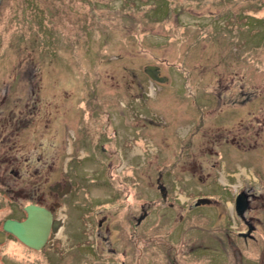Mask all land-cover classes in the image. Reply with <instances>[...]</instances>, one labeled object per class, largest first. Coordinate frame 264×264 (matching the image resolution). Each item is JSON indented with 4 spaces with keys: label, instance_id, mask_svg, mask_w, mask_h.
Returning a JSON list of instances; mask_svg holds the SVG:
<instances>
[{
    "label": "rangeland",
    "instance_id": "rangeland-1",
    "mask_svg": "<svg viewBox=\"0 0 264 264\" xmlns=\"http://www.w3.org/2000/svg\"><path fill=\"white\" fill-rule=\"evenodd\" d=\"M144 66H157L170 80V84L156 85L158 96L152 102L147 99L154 113L151 118L160 124L147 131L153 151L136 143V150L126 152L124 146L112 159L113 169H108L98 146L85 156L87 145H95L92 141L100 126L106 125L107 116L121 114V103L136 95L130 72ZM208 97L209 104L216 100L209 109ZM248 98L251 101L239 107L223 105ZM140 113L134 115L136 124ZM263 116L264 0H0V134L4 131L7 136L6 142H0V164L7 159L15 162L9 171L0 167V179L14 190L15 183L30 188L37 180L40 196L46 198L47 185L63 180L60 175H65L66 168L76 164L83 172L84 213H75L69 205L75 225H66L56 253L64 252L66 241L71 252L56 255L54 264H169L173 260L229 264L231 256L221 248H232L233 243L245 249L244 264L254 263L250 258L258 251L257 243L264 242L263 209L245 214L256 227L246 239L237 234L246 229L231 209L235 187H251L256 194H264ZM203 119L205 131L201 132L215 146L222 133L230 130L240 131L246 143L256 142L257 147L215 149L220 150L215 176L205 185L195 183L194 189L215 198L213 206L198 208L209 213H168L169 203L181 202V187L174 185L164 202L148 180L154 183L159 172H166L163 178L170 183V175L184 169L176 168L172 152L185 142L182 137L187 131L199 134ZM129 127L119 130L132 135L134 127ZM113 129L107 127L111 135ZM83 131L87 145H83ZM151 153L162 155L151 156L150 169L139 168ZM131 161L119 176L118 170ZM16 171L23 183L13 179ZM116 189L120 194L106 205L109 212L96 213ZM11 196L0 184V222L27 204ZM66 200L60 201L59 209L67 207ZM144 203H151L152 213L134 229ZM104 217L101 241L88 227H96ZM97 241L102 243L100 250L89 247L83 255L76 251ZM244 241L251 244L244 246ZM112 250L121 255H113ZM7 253L22 256L16 248L1 247L0 264L3 256L9 257Z\"/></svg>",
    "mask_w": 264,
    "mask_h": 264
},
{
    "label": "flooded vegetation",
    "instance_id": "flooded-vegetation-1",
    "mask_svg": "<svg viewBox=\"0 0 264 264\" xmlns=\"http://www.w3.org/2000/svg\"><path fill=\"white\" fill-rule=\"evenodd\" d=\"M146 67H142L139 72L131 71L130 72V77L133 79L132 81L134 82L133 85L136 86V95L134 94L131 96L132 98L124 100V102L121 103V114H115L114 118H111L110 116H107L106 119V125H101L99 129L100 133L99 135L97 134V139L95 141H92L95 143V145H92V148L88 146V142L85 140L87 137H85V132L83 131V145H87L88 152L86 153L87 155L85 156H90L91 150L95 148V146L99 148L100 153L103 155L101 157H105V163L108 165V169H113V160L117 157V150L121 149L123 150V147L126 149V152H129L130 149L136 150L137 144L144 147L145 151L146 149H149V152H152V146L151 144L148 143L150 137L147 135V131L149 132L150 128H158L160 126L159 123H155L154 120L151 118V115L154 114L152 113V108H151V103L147 100L150 98V101L152 102L157 95L155 87L157 86H164L166 84H170L169 78L165 76V74L158 68V73H157V78L161 79L162 82H157L153 81L148 74L146 73ZM157 85V86H156ZM141 88V89H139ZM160 88V87H158ZM144 89V92H143ZM150 89V92H149ZM140 92V94H139ZM147 97V98H146ZM209 98V97H208ZM153 99V100H151ZM218 99H221V97H218ZM209 100H206L205 106L206 108L209 109L211 106H215L214 100L213 103L209 104ZM231 101V100H230ZM233 101V100H232ZM234 104L231 103H226L224 102L223 105H235L237 107L245 105L251 101L250 98L248 99H242L237 101V99L234 100ZM221 105V104H218ZM204 106V107H205ZM236 107V108H237ZM215 108V107H214ZM213 108V112L215 109ZM141 113L138 115V120L137 122L139 124H136L134 120V115H137L136 113ZM225 111V110H224ZM223 110L219 113V116H221L223 113ZM149 114V115H148ZM122 116V117H119ZM191 118V117H190ZM258 125L260 122H257ZM205 124L206 120L203 119L202 125L199 130V134L197 133H191L186 132L185 135L182 137V140H185L181 145H178L175 147V150L172 152L174 154V164H176V168L178 167H183L184 169L179 170L177 174H174L172 177L170 175L171 182L169 183V178H163V174L166 175V172L158 173V176L154 179V183H152L149 179V187L151 185L155 186V190L158 193V195L161 197L162 201H166L169 195L172 194V192H169L174 185L181 187L178 193L179 199L181 202L177 201L175 204L169 203L167 205L168 213H209V212H202L198 210L200 207H210L215 204L214 200L215 199L213 196H210L209 194H206L204 192H195V183H198V185L203 184L205 185L206 183H203L207 180H211L214 175V171L218 169V161L220 159V154L219 151L224 147V146H231L237 148L239 151H250V150H255L257 147L256 142H253L254 144L250 146L248 143H246L245 136L241 134V132L236 131L232 132L230 130L228 133H222V139L219 142V145L215 146L214 141L209 139L208 136H206L204 132L205 131ZM114 128L112 130V135L109 130H107V127ZM120 126H123V128H127L130 130L133 126L134 127V132L132 133L133 137L130 133L125 132L126 130L122 129L119 130ZM260 126V125H259ZM261 130L264 131V116H263V121L261 122ZM121 132V133H120ZM135 132H140L141 134H135ZM207 132H209L207 130ZM3 134H0V142H6L7 141V136H4V131H2ZM189 133V134H188ZM190 135V136H189ZM221 135V133H219ZM14 133L12 132V135L9 136V138L13 137ZM96 136V135H95ZM138 137V138H137ZM208 137V138H207ZM10 138V139H11ZM139 139V140H138ZM216 141V138H215ZM91 142V141H90ZM127 142V145L125 144ZM137 143V144H136ZM111 144V147L108 146ZM236 146H233L235 145ZM14 146V145H13ZM71 148V152H68L69 155L73 154V149L71 146H68L67 148ZM14 148V147H13ZM129 148V149H128ZM220 149L216 151L215 149ZM10 152H13V149L10 150ZM20 152V149H19ZM84 152V151H83ZM125 152V153H126ZM123 152H121L122 154ZM137 153V152H136ZM140 153V151H139ZM165 153V152H164ZM14 154V152L12 153ZM83 154V153H82ZM89 154V155H88ZM162 155V153H160ZM160 154L155 156L154 153L149 154V157L145 160V163L143 166L139 165V168H144V169H150L152 167V159L151 156H154V159L160 158ZM85 156L83 157V160L85 159ZM218 157V160H213L215 157ZM115 157V158H114ZM139 157V156H138ZM114 158V159H113ZM69 159V160H68ZM66 162L70 161V158H68ZM113 159V160H112ZM17 160V157L16 159ZM40 158H37L36 162ZM58 160V159H57ZM123 160V159H122ZM131 160V158H130ZM158 161H156L157 163ZM15 163V162H14ZM13 161H9V159L3 161L0 164V167L5 166L9 171L8 168H11L12 165L14 164ZM132 164L131 162H128L126 166H124L121 170H118L119 176L123 172V170ZM19 165V163H17ZM179 169V168H178ZM7 171V172H8ZM180 171H183V173H180ZM59 174L60 171L58 172ZM34 174L36 177L38 176V171H35ZM58 174V175H59ZM182 175V176H180ZM63 176V180H58L55 181L49 185H47V196L45 198V195L42 197L40 196V185L37 180H34L31 183L30 188H27L28 186H19L17 183H15V186L17 187V190H14L12 187H10V184L7 180L5 179H0V184L3 187H6V191L10 192L12 195L11 197L15 201H26L27 204L24 206H21V211L19 213H16L15 216L12 217H6L0 222V232L3 233V242L0 243V248L1 247H13L18 250H20V255H22L19 259L16 256L10 257V253H7L9 257L3 256L1 260V264H43V261L45 259V264H54V258L57 255L56 249L59 247V243L62 240V235L66 230V225H70V222L75 225L74 220H71L70 213L72 214V211L69 208V205H72V208L75 210V213H84L83 212V172L80 171V168L76 165L73 164L71 168L67 169L65 171V175H60ZM116 176V179L118 181V177ZM13 179L18 181V179L21 180V183L24 182L23 177L16 171L13 173ZM109 181V179H107ZM222 183H224L223 180H221ZM8 182V183H7ZM119 183L121 180L118 181ZM175 182V183H174ZM108 183V182H107ZM110 185V184H109ZM119 186V185H118ZM11 188L13 190V194L11 193V190L8 189ZM112 188V187H111ZM236 192L234 193V205L233 209H231L232 213H235L238 218L241 219L243 222V225L245 226L246 233H237L239 234L240 237L246 239L248 237H252L254 231L256 230V227L253 226L252 221L246 220L245 219V214L246 213H254L257 212V209L261 208L263 209L262 212L264 213V194L261 192H256L251 188V187H246L244 189H237ZM150 191V189H149ZM42 194H44L42 192ZM117 194H120V190L116 189V193L113 195H110L106 200H109L108 202H105L103 200L101 204V208L98 209L96 213H107L109 210L106 208V205H109V203H112L114 198L116 197ZM14 195V196H13ZM240 199V207L236 208V203L237 199ZM48 199V203H45V201ZM66 200L67 202V207L63 210L59 209L60 206V201ZM91 198H89L90 200ZM206 200V201H202ZM90 202L94 204L93 200L91 199ZM119 203L118 205H121ZM29 205H36L39 207H42L46 209L50 215H51V226L49 229V234L47 236V239L45 243L38 249L29 247L25 245L23 242H21L17 237L14 235L3 232V225L6 221L11 220V221H16V222H23L27 219L28 215L25 211V208ZM117 207V206H116ZM257 207V208H255ZM175 208L176 210L175 212ZM92 209V207L90 208ZM63 213L65 214V217H63ZM90 213V212H88ZM92 213V212H91ZM139 216L137 219H135V227L134 229H138L141 224L149 217V213H152L151 210V203H144L142 207H140V212ZM241 213V214H237ZM60 221L61 222V230H58L59 227H57L56 223ZM107 219L104 217L103 219L99 220L96 224V227L90 225L88 227L89 230H94L96 231L97 239H101L102 241V230L103 227L106 225ZM54 227L56 229H54ZM76 228L82 229V225H76ZM106 230H108L107 227H105ZM61 231V232H60ZM62 234V235H61ZM70 234H73V232H70ZM227 238V236H226ZM229 238V237H228ZM66 239H69V236L66 235ZM101 242L98 243H89L84 249L76 250L79 254L83 255V250H88L89 247L91 249L100 250L101 247ZM229 244V243H228ZM244 246H248L251 243L244 241L243 242ZM257 253L255 257L250 258L255 264H264V242L262 243H257ZM234 247H230L228 245L225 247H222L221 250H223V254L226 256H231V258L227 257V260L229 261V264H244L243 263V253L245 250L243 247L237 246L238 244H234ZM15 246V247H14ZM62 246L64 247V252L61 255H57L59 257L65 256L64 254L70 253L71 252V247L69 246V241L63 242ZM69 246V248H68ZM194 250L198 249L193 248ZM203 250H205L203 248ZM75 251V250H74ZM23 253L25 254V257L23 256ZM39 254H42L43 257L39 258ZM113 255H121L116 250H112ZM19 255V256H20ZM85 255V253H84ZM87 255V254H86ZM238 255V256H236ZM234 256V258L232 257ZM236 256V257H235ZM125 257V255L123 256ZM250 263V264H254ZM118 264V263H116ZM169 264H177L176 260L170 261Z\"/></svg>",
    "mask_w": 264,
    "mask_h": 264
},
{
    "label": "water",
    "instance_id": "water-1",
    "mask_svg": "<svg viewBox=\"0 0 264 264\" xmlns=\"http://www.w3.org/2000/svg\"><path fill=\"white\" fill-rule=\"evenodd\" d=\"M158 68L155 66H147L146 73L148 76L157 82H162L157 78ZM206 201V200H202ZM240 207V199H237L236 208ZM28 215L27 219L23 222H16L8 220L3 225V232L10 233L17 237L25 245L38 249L46 241L51 226L50 213L39 206L29 205L25 208ZM241 214V213H237ZM58 230H61V222L56 223ZM54 229H56L54 227ZM3 242V233L0 232V243Z\"/></svg>",
    "mask_w": 264,
    "mask_h": 264
}]
</instances>
